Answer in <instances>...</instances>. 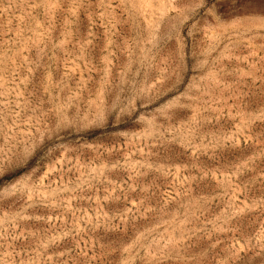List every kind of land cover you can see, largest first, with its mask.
<instances>
[{"label": "rangeland", "instance_id": "obj_1", "mask_svg": "<svg viewBox=\"0 0 264 264\" xmlns=\"http://www.w3.org/2000/svg\"><path fill=\"white\" fill-rule=\"evenodd\" d=\"M0 264H264V0H0Z\"/></svg>", "mask_w": 264, "mask_h": 264}]
</instances>
